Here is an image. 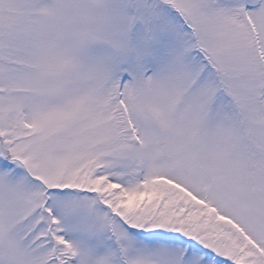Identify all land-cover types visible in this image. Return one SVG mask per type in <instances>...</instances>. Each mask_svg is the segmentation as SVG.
<instances>
[{
	"label": "snow or ice",
	"instance_id": "1",
	"mask_svg": "<svg viewBox=\"0 0 264 264\" xmlns=\"http://www.w3.org/2000/svg\"><path fill=\"white\" fill-rule=\"evenodd\" d=\"M0 264H264V0H0Z\"/></svg>",
	"mask_w": 264,
	"mask_h": 264
}]
</instances>
